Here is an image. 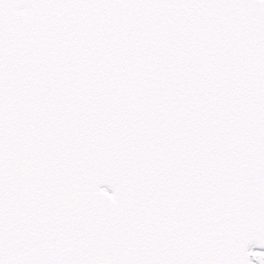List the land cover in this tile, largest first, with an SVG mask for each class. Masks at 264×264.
Returning <instances> with one entry per match:
<instances>
[{
    "label": "snow or ice",
    "instance_id": "6c2138e0",
    "mask_svg": "<svg viewBox=\"0 0 264 264\" xmlns=\"http://www.w3.org/2000/svg\"><path fill=\"white\" fill-rule=\"evenodd\" d=\"M0 264H264V0H0Z\"/></svg>",
    "mask_w": 264,
    "mask_h": 264
}]
</instances>
